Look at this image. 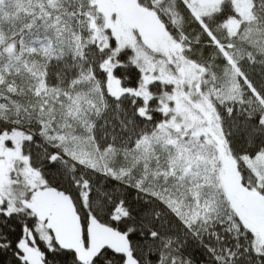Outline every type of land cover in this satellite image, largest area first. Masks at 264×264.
I'll list each match as a JSON object with an SVG mask.
<instances>
[{
	"label": "snow or ice",
	"instance_id": "6c2138e0",
	"mask_svg": "<svg viewBox=\"0 0 264 264\" xmlns=\"http://www.w3.org/2000/svg\"><path fill=\"white\" fill-rule=\"evenodd\" d=\"M0 264H264V0H0Z\"/></svg>",
	"mask_w": 264,
	"mask_h": 264
}]
</instances>
